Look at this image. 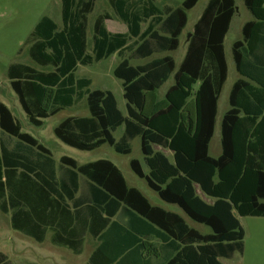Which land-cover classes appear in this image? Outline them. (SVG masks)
Instances as JSON below:
<instances>
[{
  "label": "trees",
  "instance_id": "1",
  "mask_svg": "<svg viewBox=\"0 0 264 264\" xmlns=\"http://www.w3.org/2000/svg\"><path fill=\"white\" fill-rule=\"evenodd\" d=\"M199 2L160 7L154 0H109L128 30L111 32L112 14L98 15L90 50L97 0H61L62 27L44 16L27 42L30 59L43 69L19 62L7 75L38 128L86 100L89 117H69L54 130L72 148L90 152L109 145L129 155L139 137L149 172L137 159L131 161L133 172L211 233L153 205L110 160L80 165L63 156L58 169L52 152L23 132L0 102V211L11 216L13 230L38 243L52 232L51 243L75 255L83 253L89 233L98 245L88 264H225L222 259L244 251L240 217L264 218V0H244L254 20L245 23L243 39L233 45L241 78L230 92L217 158L210 155V144L229 75L225 40L236 0H209L179 66L167 54L180 48L188 11ZM159 54L166 55L133 65ZM115 55L121 58L114 76L123 81L127 115L111 91L92 90L91 79L77 76L81 66ZM171 78L174 84L161 97ZM119 129L123 135L117 140ZM156 147L171 152L173 161ZM0 264L12 262L0 252Z\"/></svg>",
  "mask_w": 264,
  "mask_h": 264
},
{
  "label": "rangeland",
  "instance_id": "2",
  "mask_svg": "<svg viewBox=\"0 0 264 264\" xmlns=\"http://www.w3.org/2000/svg\"><path fill=\"white\" fill-rule=\"evenodd\" d=\"M157 5L163 7L170 5L178 7L185 0H154ZM209 0H200L197 6L188 11V25L181 37L180 48L171 53L179 65L186 53L188 35L193 32L196 22L205 10ZM237 14L233 19L231 29L225 40L226 57L229 64V75L223 89L219 102V115L214 137L210 144V155L217 158L222 153L221 145V123L223 115L230 108L229 96L233 84L241 78L236 70L233 56V45L236 41L243 39V26L245 23L254 20L253 15L247 9L244 0H236ZM109 12L113 20L107 22V27L111 32L124 33L128 27L122 23L114 14L109 0H97L95 10L90 15L89 22V48L92 50L93 26L98 15ZM44 16H49L62 27V4L61 0H0V100L6 104L13 114L18 118L23 126V132L29 133L38 139L43 145L53 153L54 160L59 169L62 164L60 159L67 156L75 159L80 165L95 162L102 159L112 161L124 174L130 187L139 189L153 205H158L165 210L181 214L187 223L199 230L203 234L211 233V229L205 225L198 224L191 220L184 211L176 205L164 202L157 192L152 190L145 179L137 176L132 168L131 161L137 159L141 161L145 171L149 169L144 161L141 150L140 138L132 141V152L129 155L117 153L109 145H104L94 151H80L64 144L55 135V128L69 117H89L86 100L81 101L77 106L68 108L45 121L42 128H38L29 122L27 114L23 110L17 94L11 87L8 78V69L14 63H25L40 68L29 56L27 45L36 25ZM146 27V25L144 26ZM166 54L155 55L152 58L133 62L134 66L145 64L156 57H163ZM121 58L115 55L108 60H104L93 66H81L77 71L79 78H89L92 80V90L111 91L117 101L119 108L127 115V101L124 98L123 81L114 76V70L119 65ZM174 84L171 78L160 90L163 97L166 91ZM123 129L115 132V137L120 140ZM162 150L173 161V155L168 150ZM211 202V200L204 196ZM241 225L245 230L244 251L237 252L233 259H222L225 264H264V218L263 217H240ZM98 245V242L91 236L85 244V250L81 255H75L65 247L54 246L49 238L44 243H38L34 239L17 232L11 227V216L0 211V252L7 255L12 264H88L91 253Z\"/></svg>",
  "mask_w": 264,
  "mask_h": 264
},
{
  "label": "crops",
  "instance_id": "3",
  "mask_svg": "<svg viewBox=\"0 0 264 264\" xmlns=\"http://www.w3.org/2000/svg\"><path fill=\"white\" fill-rule=\"evenodd\" d=\"M193 30H194V29H193ZM186 51H187V49H186ZM185 55H186V53H185ZM184 57H185V56H184ZM226 58H227V57H226ZM183 59H184V58H183ZM182 61H183V60H182ZM227 62H228V61H227ZM181 63H182V62H181ZM181 63H180V64H181ZM180 64H179V65H180ZM177 65H178V64H177ZM179 65H178V66H179ZM228 66H229V64H228ZM225 85H226V84H225ZM233 85H234V84H233ZM224 87H225V86H224ZM232 87H233V86H232ZM221 95H222V94H221ZM220 98H221V97H220ZM0 102H2V101L0 100ZM219 102H220V100H219ZM2 103H3V102H2ZM228 110H229V109H228ZM228 110H227V111H228ZM227 111H226V112H227ZM218 115H219V108H218ZM223 116H224V115H223ZM217 118H218V116H217ZM216 125H217V123H216ZM215 130H216V129H215ZM49 150H50V149H49ZM50 151H51V150H50ZM163 152H164V151H163ZM164 153H165V152H164ZM52 155H53V153H52ZM53 158H54V157H53ZM60 160H61V159H60ZM80 195H81V194L79 193L78 196H80ZM155 206H158V205H155ZM158 207H160V206H158ZM161 208H162V207H161ZM163 209H164V208H163ZM167 211H168V210H167ZM172 212H173V211H172ZM175 213H177V212H175ZM177 214H179V213H177ZM179 215H181V214H179ZM181 216H182V215H181ZM90 236H91V235L88 233L87 236H86V239H85V244H86V241L88 240V237H90ZM51 237H52V232H50V233L48 234V236H47V240H48V238H49L50 242H51ZM91 237H92V236H91ZM92 238H93V237H92ZM93 239H94V238H93ZM96 241H97V240H96ZM85 244H84V250H85ZM54 246H56V245H54ZM58 247H59V246H58ZM95 248H96V247H95ZM94 250H95V249H94ZM94 250H93V251H94ZM70 251H71V250H70ZM83 252H84V251H83ZM92 253H93V252H92ZM92 253H91V255H92ZM82 254H83V253H82ZM90 257H91V256H90Z\"/></svg>",
  "mask_w": 264,
  "mask_h": 264
},
{
  "label": "water",
  "instance_id": "4",
  "mask_svg": "<svg viewBox=\"0 0 264 264\" xmlns=\"http://www.w3.org/2000/svg\"><path fill=\"white\" fill-rule=\"evenodd\" d=\"M237 11H238V9H237ZM189 38H190V36H189Z\"/></svg>",
  "mask_w": 264,
  "mask_h": 264
}]
</instances>
